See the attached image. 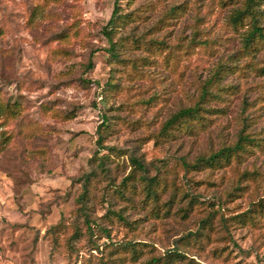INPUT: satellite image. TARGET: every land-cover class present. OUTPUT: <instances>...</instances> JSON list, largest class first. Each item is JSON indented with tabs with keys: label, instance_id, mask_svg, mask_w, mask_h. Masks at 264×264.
<instances>
[{
	"label": "rangeland",
	"instance_id": "1",
	"mask_svg": "<svg viewBox=\"0 0 264 264\" xmlns=\"http://www.w3.org/2000/svg\"><path fill=\"white\" fill-rule=\"evenodd\" d=\"M245 1L0 0V264H264V37L232 20Z\"/></svg>",
	"mask_w": 264,
	"mask_h": 264
},
{
	"label": "trees",
	"instance_id": "2",
	"mask_svg": "<svg viewBox=\"0 0 264 264\" xmlns=\"http://www.w3.org/2000/svg\"><path fill=\"white\" fill-rule=\"evenodd\" d=\"M256 4H257L256 0H246L245 7L243 9L236 10L231 17L233 21L241 20L243 18V14H247V16L250 17L251 27L245 35V38H244L245 43L251 42L256 37L258 38L264 37V32L262 30V27L259 26L257 23L258 11L255 8ZM117 8L118 7L115 3L112 13L110 15V18L108 19L106 26L103 28V34L107 38L108 43H109L108 51L110 55L112 56L116 55L115 54V50H116L115 42H113L112 40V32L117 28L118 22L120 20ZM197 111H198L197 107H187V108L179 109L177 112H175L165 121L163 125L164 129L171 127L173 124L177 123L180 120H183L189 117H194ZM106 118L107 117L104 116V119ZM251 142H253L251 137H249L248 135L240 134L237 141L234 143V145L229 146V147H222L221 149L210 154L207 157L206 156L198 157L199 159L198 163L202 162L205 164L213 165L217 163L220 159H228L230 156H232V154L243 150L245 148V145L246 144L248 145ZM130 159L134 167L140 169L141 171H144L145 166L138 160V158L131 156ZM99 164L101 166L103 164V161L99 162ZM85 192H86V188H84L83 193L80 197V202L82 200V203H83V197L85 195ZM80 210H82V207H80Z\"/></svg>",
	"mask_w": 264,
	"mask_h": 264
}]
</instances>
